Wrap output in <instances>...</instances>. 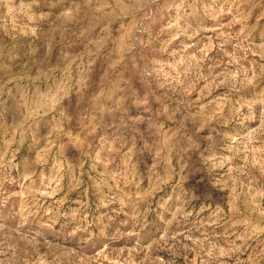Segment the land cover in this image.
Here are the masks:
<instances>
[{
  "label": "rangeland",
  "instance_id": "obj_1",
  "mask_svg": "<svg viewBox=\"0 0 264 264\" xmlns=\"http://www.w3.org/2000/svg\"><path fill=\"white\" fill-rule=\"evenodd\" d=\"M0 264H264V0H0Z\"/></svg>",
  "mask_w": 264,
  "mask_h": 264
}]
</instances>
